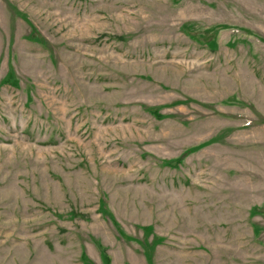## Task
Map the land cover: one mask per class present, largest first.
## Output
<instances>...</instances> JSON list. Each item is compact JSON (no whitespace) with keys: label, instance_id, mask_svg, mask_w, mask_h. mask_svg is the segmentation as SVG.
Wrapping results in <instances>:
<instances>
[{"label":"rangeland","instance_id":"374dc122","mask_svg":"<svg viewBox=\"0 0 264 264\" xmlns=\"http://www.w3.org/2000/svg\"><path fill=\"white\" fill-rule=\"evenodd\" d=\"M0 264H264V0H0Z\"/></svg>","mask_w":264,"mask_h":264}]
</instances>
